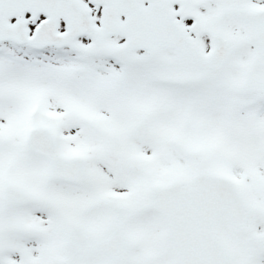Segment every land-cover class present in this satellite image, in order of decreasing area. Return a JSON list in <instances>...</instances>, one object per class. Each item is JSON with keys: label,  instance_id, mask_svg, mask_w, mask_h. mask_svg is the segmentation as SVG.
<instances>
[{"label": "snow or ice", "instance_id": "snow-or-ice-1", "mask_svg": "<svg viewBox=\"0 0 264 264\" xmlns=\"http://www.w3.org/2000/svg\"><path fill=\"white\" fill-rule=\"evenodd\" d=\"M0 264H264V0H0Z\"/></svg>", "mask_w": 264, "mask_h": 264}]
</instances>
